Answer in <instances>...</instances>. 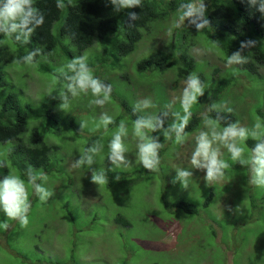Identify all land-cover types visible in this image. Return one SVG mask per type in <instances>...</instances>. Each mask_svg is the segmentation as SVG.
Listing matches in <instances>:
<instances>
[{
  "label": "rangeland",
  "instance_id": "374dc122",
  "mask_svg": "<svg viewBox=\"0 0 264 264\" xmlns=\"http://www.w3.org/2000/svg\"><path fill=\"white\" fill-rule=\"evenodd\" d=\"M161 29L144 31L135 50L121 59L119 68L111 69L108 60L101 61L102 46L98 38L84 50L93 75L110 81V101L103 108L89 106L93 99L89 93L70 98V107L66 111L59 108L60 103L55 106L60 112L57 115L59 125L65 131L54 133L53 125L45 129L46 143L57 145L56 150L50 152L52 169L34 170L47 174L48 181L44 186L54 191V195L42 203L28 186L31 209L26 228L0 212V222L7 220L9 224L7 231L0 228V264H264V188L249 183V169L233 162L227 149L221 148V158L231 166L225 170L222 180L206 185L204 172L193 169L188 189H182L179 182L171 183L176 168L191 169L194 137L203 129V119L197 129L188 133L189 139L184 145H176L174 137L166 140L162 133H153L159 135L164 145L160 150L159 170L142 175L134 172L141 166L136 158V140L124 103L133 107L136 101L150 98L157 107L148 109V113H158L165 105L172 104V111L183 115L179 99L186 77H178L177 66L174 64L161 72L140 71L136 65L143 56L162 49L163 43L155 34H165V28ZM63 39L70 41L67 37ZM194 55L197 64L190 74L205 78L202 81L205 94L193 105V114L202 116L211 104L228 102L242 126L251 128L257 119L264 121V67L254 73L236 69L237 74L231 75L234 76L231 87L214 95L212 78L215 76L203 59L214 63L217 57L208 49H198ZM4 58L0 54V69L6 70L9 84L1 88L0 99L14 91L21 104L28 102L37 106L59 83L58 74L40 70L37 62L28 65L17 63L13 55L8 56L7 62ZM70 60L59 55L51 60V65L57 71ZM225 70L217 78L227 76ZM226 71L234 70L227 68ZM62 84L65 86L66 81ZM102 113L120 117L118 123L108 126L107 130H97L95 124ZM73 117L79 126L80 121L86 122L87 126L78 132L73 130L70 126ZM32 118L26 133L32 127L44 124L42 116ZM173 119L170 116L167 123H172ZM120 121H124L129 129L125 144L132 163L127 168L112 171L107 160V144ZM95 133L102 134L98 142L104 148L92 167L97 171L130 172L127 174L131 179L128 190L124 191L125 183L121 179L111 186L93 184L91 169L86 165L72 168L87 140ZM12 145L13 141L0 142V162L5 160L8 164V174L19 175L8 159ZM250 148L245 143L246 152ZM137 176L139 178L134 180ZM211 191L214 192L213 200L203 207ZM180 200L200 204L198 212L194 214L175 207L174 203ZM119 214L129 225L116 223Z\"/></svg>",
  "mask_w": 264,
  "mask_h": 264
},
{
  "label": "trees",
  "instance_id": "16d2710c",
  "mask_svg": "<svg viewBox=\"0 0 264 264\" xmlns=\"http://www.w3.org/2000/svg\"><path fill=\"white\" fill-rule=\"evenodd\" d=\"M187 0H143V7L124 9L117 13L105 0H64L67 5L63 9H58L56 0H35L34 6L39 8L45 17L42 27L30 37L27 44L18 43L11 38L0 35V54L8 61V56L13 55L16 61L20 57L27 55L33 49H40L41 54L37 55L35 62L38 68L44 71L59 73L51 65V60H55L59 55H65L72 59L75 56H81L98 38L102 49L101 61H107L111 69L121 67V59L132 53L144 31H151L153 28H165V34L155 33L163 43L162 49H155L151 54L143 56L137 62V68L140 71L157 70L165 72L175 64V71L179 78L187 77L196 67L197 60L194 51L198 49H208L213 51L217 57L214 63L211 60L203 59L205 65H210V73L214 74L212 78L213 94H221L222 90L231 87L234 81V71H226L225 61L231 52L239 48L240 42L246 39H255L258 41L256 47L245 50L246 55L250 57L247 64L243 66H233L235 69H247L252 73L261 67H264V17L254 8H249L246 2L242 0H204L207 6L206 16L210 20V27L202 32H196L194 26L175 29L171 37L167 35V29L170 22L176 19V9L178 5ZM136 12L139 19L136 21L128 20V13ZM132 26H129V25ZM161 29V30H162ZM160 32V31H159ZM74 34V35H73ZM64 37L69 38V42L64 41ZM73 44V45H72ZM86 55V54H84ZM102 61V62H103ZM220 62L222 65H219ZM24 64V63H20ZM225 70L227 76L217 78L219 73ZM233 69V68H232ZM6 70L0 69V91L3 86L9 84L6 78ZM235 74L237 72L235 71ZM58 84L51 89L43 98V101L33 106L26 102L21 104L14 91H9L0 99V142L13 141L8 152L10 165L13 166L19 176L27 181V170L41 169L50 171L52 162L50 152L55 151L57 145L47 144L45 141V129L53 125L52 132L61 134L65 131L62 125H59L56 105L60 103V94L65 90L62 82L63 78H58ZM201 81L205 78L200 77ZM244 78L241 76V80ZM107 84L110 81L107 78H101ZM111 85V84H110ZM51 94V95H49ZM55 96L56 99H53ZM126 111L129 113L131 123L137 115L142 113H133L132 107L124 103ZM210 115L215 116L212 112ZM43 117L44 124L34 126L29 133H26L28 122L32 117ZM120 117H116L114 126L118 123ZM229 120L235 122L237 117L233 111L229 115ZM202 116L193 114L192 119L186 129L187 133L193 132L198 128ZM223 125V124H221ZM70 126L75 131H81L80 126L71 120ZM224 126V125H223ZM102 134H93L87 140L85 147L102 139ZM246 143L252 147L255 141L248 139ZM106 172L108 177V186L118 182L114 179L119 175L121 181L125 183L124 191L130 186V178H127L125 170L116 172ZM135 173L142 175L148 173L142 166L134 170ZM9 168L5 160L0 162V178L8 175ZM139 176L133 178L137 180ZM214 192H209L203 207L209 206L213 200ZM175 207L182 208L183 211L196 214L200 204H194L191 201L180 200L174 203ZM116 223L129 225L128 220L117 215ZM158 264V263H152Z\"/></svg>",
  "mask_w": 264,
  "mask_h": 264
},
{
  "label": "clouds",
  "instance_id": "9594fccd",
  "mask_svg": "<svg viewBox=\"0 0 264 264\" xmlns=\"http://www.w3.org/2000/svg\"><path fill=\"white\" fill-rule=\"evenodd\" d=\"M34 2L35 0H0V35L18 43H29L30 37L43 26L45 21L43 12L34 6ZM105 2L110 4L117 13L124 9L143 7V0H105ZM242 2H246L249 8H254L261 17H264V0H242ZM56 6L58 9H63L67 5L64 0H56ZM206 11L207 6L204 0H187V2L180 3L176 9V19L168 27L167 35L171 37L175 29L186 27L185 21L187 25L194 26L197 33L209 28L210 20L206 16ZM138 19V13H128L129 21ZM257 43L255 39L241 41L239 48L227 56L225 66L233 68L235 74L236 69L233 66L247 64L250 57L244 54L245 50L256 47ZM40 54V49H33L27 55L20 57L17 63L31 65L35 62L36 56ZM87 60V55L75 56L57 69L58 78L66 81L65 90L59 97V108L63 111L70 107V98L79 97L81 94L91 93L93 99L89 101V106L103 108L110 101L112 86L93 75V70L89 67ZM204 94L205 85L200 77L196 74H189L184 81L179 99L183 115L180 112H173L172 104L165 105L158 113H148V109L157 107L150 98L135 102L132 107L133 113H146L137 115L132 122V136L136 140V158L140 166L148 172L159 170L160 150L164 145L160 142L159 135H153V133H162L166 140H172L174 137L176 145H184L188 141L186 129L193 116V105L199 103L198 98ZM52 98L56 99L55 96ZM212 112L215 116L210 115ZM232 112L233 109L228 106V102H224L211 104L203 113V129L194 137L195 147L190 156L191 169L176 168L172 184L179 182L182 189H188L190 179L193 177V169L204 172L203 178L206 185L222 180L225 170L231 166L221 158V148H225L233 162L249 169V183L258 188H264V121L257 119L251 128L245 127L238 121L229 120L228 117ZM170 116L174 119L169 124L167 121ZM114 123L113 116L102 113L95 128L107 130L108 126ZM221 124L224 126L221 127ZM86 126V122L80 121V129ZM128 136L127 124L120 121L107 144V160L111 164L109 170L114 171L121 167L131 166L132 162L127 155L129 149L125 144ZM249 138L254 140L255 144L246 152L245 143ZM103 148L104 145L98 141L94 142L91 146L85 147L79 158L72 164L74 169L88 166L91 169L90 181L95 185L108 183L105 170L97 171L92 167ZM26 175L27 182L16 174H8L0 178V212H3L8 220L17 221L22 228L29 225L28 213L31 209V201L28 186H31L34 194L42 203H46L54 195V191L44 186L48 181L46 173L35 172L29 167ZM114 179L118 181L119 175ZM0 228L8 230L7 220L0 222Z\"/></svg>",
  "mask_w": 264,
  "mask_h": 264
}]
</instances>
